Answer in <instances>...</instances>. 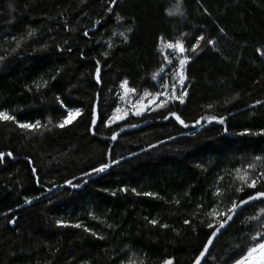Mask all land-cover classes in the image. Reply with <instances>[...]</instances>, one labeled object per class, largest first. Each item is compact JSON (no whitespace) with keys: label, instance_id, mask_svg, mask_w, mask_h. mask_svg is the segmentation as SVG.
<instances>
[{"label":"trees","instance_id":"16d2710c","mask_svg":"<svg viewBox=\"0 0 264 264\" xmlns=\"http://www.w3.org/2000/svg\"><path fill=\"white\" fill-rule=\"evenodd\" d=\"M107 4L0 0V56L6 57L0 61V108L21 122L52 121L35 132L0 121V152L12 153L0 161V264H162L168 257L173 264H192L210 234L209 213H223L243 198L236 191L244 187L241 176L264 171V0H117L111 13ZM97 19L101 24L93 27ZM127 28L132 31L124 42L119 33ZM29 30L36 35L29 36ZM180 33L187 35L186 46L205 37L197 52L188 53L185 103L131 115L133 105L148 104L161 91L157 84L170 82L173 68L164 64L158 37L175 40ZM108 41L115 46L108 49ZM57 45L73 51L58 52ZM170 58L178 62V54ZM122 80L136 93H125ZM57 97L82 110L63 128L55 126L66 115ZM117 107L130 115L105 127ZM168 110L189 126L164 120ZM208 116H223L224 123H193ZM111 159L120 162L81 178ZM73 177L81 185L77 189L64 184ZM13 216L16 221L9 224ZM262 217L264 202L245 208L217 239L206 264H234L253 246L256 232L264 231ZM145 218L169 228L154 227Z\"/></svg>","mask_w":264,"mask_h":264},{"label":"snow or ice","instance_id":"6c2138e0","mask_svg":"<svg viewBox=\"0 0 264 264\" xmlns=\"http://www.w3.org/2000/svg\"><path fill=\"white\" fill-rule=\"evenodd\" d=\"M199 3V0H197ZM117 4V0H108V4L106 7V13H111L114 11L113 5ZM179 5L176 6V10H178ZM205 12H207V9H204ZM174 11H169V15H173ZM117 19L120 20L122 17H120L117 14ZM101 24V19H97L93 22V27H96L97 25ZM64 30L68 31V24L65 22L64 24ZM132 28H127L125 31L120 32L119 36L123 38L124 42L128 41V35L127 33L131 32ZM220 32H224L223 28L219 29ZM29 36H35V30H29L28 33ZM83 35L85 37H88L89 31L85 29L83 31ZM113 35H116V33H113ZM187 38V35L185 33H180L179 37L176 38L175 40H165L164 37L161 35L158 37L159 41V48L158 51L161 53H164V64L167 66H171L173 68L172 76L170 78V82H165L164 84H157L156 86L161 89V91L156 92L154 98H150L148 104H140L138 103L137 105H133L134 111L131 113V115L134 116H141L145 111H152L155 112L157 110H167L168 105L174 102H179L180 104L185 103V97L188 94V88H187V74H186V66L192 59L191 55L188 53L191 52H197L199 50V47L201 45V42L205 40V37L203 34L196 36L195 37V42L191 43L190 46H186L185 44V39ZM64 44L67 45L68 41H64ZM207 44L211 45L214 47L215 41L214 39H208ZM115 45L111 42H107V47L108 49L113 48ZM17 47H20L19 41H17ZM46 48L47 45H44ZM165 50H169L165 52ZM13 52L16 51V49L12 50ZM57 51L58 52H64L67 51L71 53L73 49L71 47H60L57 45ZM257 51H260V49H257ZM173 53L178 54V62L174 63V60L171 59L170 57L172 56ZM264 55V52L261 53ZM103 57H108L109 51H104L101 53ZM80 56L83 59L84 58V53L83 51L80 52ZM6 59L4 56H0V61ZM96 69H95V80L97 83L101 82V77H100V60H96ZM59 72V70H57ZM160 72H164V67H161ZM53 80H55V77H53ZM152 80H157V75L154 73L152 75ZM45 85H47V81L44 82ZM119 87L124 89L125 93H136V89L128 87V81L127 80H122L119 84ZM37 91L40 89V85H36ZM31 90V89H29ZM147 95V93H146ZM153 99H155V104L153 105ZM235 99V97H233ZM58 102L60 103L61 107L66 108V115L63 116L61 120L55 125L56 127L63 128L66 125L70 124L77 116L81 115L82 110L80 108H69L66 105H64L62 100H59V97H57ZM256 104H260L261 101L257 100L255 101ZM208 108H212V105L209 104L207 106ZM91 114H92V120L91 124L93 126L96 125L97 123V108L96 106H93L91 109ZM130 113L128 111L121 112V109L119 107L115 108L113 110V115L107 117V120L105 122V127H110L113 123H116L118 121H124L126 117H128ZM162 118L164 120H168L169 118H174L175 121H177L180 125L184 127H188L189 125L186 124L185 120L181 118L180 115H178L176 112L167 111V115H162ZM208 120L209 122L212 121H218L220 124L224 123V117L220 116H208V117H201L199 119H196L193 121L194 124L199 125L202 120ZM0 121L4 122H13L19 127L20 129L23 130H29L32 132L38 131L41 128L48 127L52 121L51 118L45 123L41 124L39 120H36L35 122H21L16 119V116L9 114L8 110H4L0 108ZM131 127H135V125H129ZM123 131V129H121ZM225 131H227L225 129ZM245 133L251 134L250 130L245 129ZM260 133H264V129L260 130ZM111 139L113 141L117 140V133L115 131L112 132ZM171 139V137H169ZM157 143H163L162 141H157ZM149 148H154L155 146L152 144H149ZM110 155V152H109ZM130 155H134L131 154ZM12 156L11 152L4 153L0 152V161H2L3 158L5 157H10ZM121 160L124 159V157H120ZM257 159H260L257 157ZM120 161L111 159L110 163L109 162H104V163H99L97 167L91 168L89 172H82L81 173V178L89 177L93 174H100L104 173L105 170L109 169L111 165H116ZM28 163L31 164L32 161L31 159H28ZM247 167L249 169H254V165L248 164ZM239 171V169L237 170ZM32 173L33 176L37 175V169L35 167L32 168ZM243 184L244 187H238L236 189L237 192L243 193V198L237 200H233L231 203V206L223 213L217 211L216 209H213L210 213L209 216L212 218L211 222H208L206 224L207 229L209 230L210 234L207 236V240L203 242V247L202 249L199 250V254L194 257L192 260V264H206L207 261V254L210 252L211 247L214 246V241L219 238V236L227 229V227L231 226V223L235 222V217L239 214L240 211L243 210L244 207L248 206L250 203L257 202V201H262L264 202V171H253L252 175H245L241 176L239 178ZM77 180V177H73L71 180H65L64 184L70 186L73 189L79 188L81 185L80 183H74L73 181ZM245 187L249 191H245ZM121 192H128L131 191L132 193H136V189H128L127 187H121L119 189ZM113 195L116 193L113 192ZM219 194V189H217L216 193H213V195H218ZM142 195L145 196H156L157 194L155 193H142ZM30 200H25V203H29ZM178 204L179 201H176ZM197 207H200V205H197ZM11 209H9V212ZM6 215V214H5ZM264 218V217H262ZM148 222V224L152 226H159L162 229H168L169 225L168 224H161L159 221L155 218L148 219L145 218ZM16 221V217L13 216L12 219L8 220L9 224H13ZM57 225H61L64 222L57 220L56 221ZM184 225H189L191 226V220L190 219H185L183 220ZM75 227L79 228L81 225L77 223L74 225ZM261 228L264 229V225H261ZM175 231V229H172ZM85 232L91 233L92 236H97V233L92 231L91 229L85 227L84 228ZM99 239H103L104 237H97ZM253 241V246L248 247L247 252L242 255L239 259L235 260L234 264H247V261L250 260L253 256L254 253L257 251L264 252V231H257L255 236L252 238ZM258 241V242H257ZM162 264H173V258L168 257L162 261ZM225 264H227V261H225ZM258 264H264V256L261 257V260L258 262Z\"/></svg>","mask_w":264,"mask_h":264},{"label":"built area","instance_id":"2783aa9c","mask_svg":"<svg viewBox=\"0 0 264 264\" xmlns=\"http://www.w3.org/2000/svg\"><path fill=\"white\" fill-rule=\"evenodd\" d=\"M262 256L264 255L261 254V251H258L256 254L252 256L250 260L247 261V264H258Z\"/></svg>","mask_w":264,"mask_h":264},{"label":"water","instance_id":"95a60500","mask_svg":"<svg viewBox=\"0 0 264 264\" xmlns=\"http://www.w3.org/2000/svg\"><path fill=\"white\" fill-rule=\"evenodd\" d=\"M257 202H262V201H257ZM257 202L250 203L248 206H250L251 204L257 203ZM248 206L244 207L243 210H244L245 208H247ZM243 210H242V211H243ZM242 211H240L239 214H240ZM239 214H238V215H239ZM238 215H237V216H238ZM237 216H236V217H237ZM236 217H235V219H236ZM231 224H232V223H231ZM227 229H228V227H227ZM227 229H226V230H227ZM226 230H225V231H226ZM225 231H223V233H224ZM223 233H222V234H223ZM222 234H221V235H222ZM221 235H220V236H221ZM220 236H219V237H220ZM216 241H217V239L214 241V244L216 243ZM213 247H214V246H213ZM213 247H211V250L213 249ZM211 250H210V252H211ZM210 252L207 254V257L209 256Z\"/></svg>","mask_w":264,"mask_h":264},{"label":"bare ground","instance_id":"6f19581e","mask_svg":"<svg viewBox=\"0 0 264 264\" xmlns=\"http://www.w3.org/2000/svg\"><path fill=\"white\" fill-rule=\"evenodd\" d=\"M262 255H264V252H261Z\"/></svg>","mask_w":264,"mask_h":264},{"label":"rangeland","instance_id":"374dc122","mask_svg":"<svg viewBox=\"0 0 264 264\" xmlns=\"http://www.w3.org/2000/svg\"><path fill=\"white\" fill-rule=\"evenodd\" d=\"M256 253H257V252H256ZM256 253H254V254H256ZM254 254H253V255H254Z\"/></svg>","mask_w":264,"mask_h":264}]
</instances>
